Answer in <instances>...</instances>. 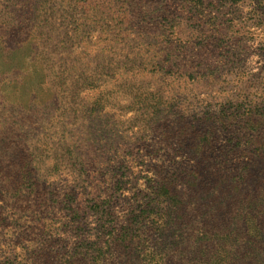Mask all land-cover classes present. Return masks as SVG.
<instances>
[{
  "label": "rangeland",
  "instance_id": "1",
  "mask_svg": "<svg viewBox=\"0 0 264 264\" xmlns=\"http://www.w3.org/2000/svg\"><path fill=\"white\" fill-rule=\"evenodd\" d=\"M257 176L264 0H0V264H264Z\"/></svg>",
  "mask_w": 264,
  "mask_h": 264
},
{
  "label": "trees",
  "instance_id": "2",
  "mask_svg": "<svg viewBox=\"0 0 264 264\" xmlns=\"http://www.w3.org/2000/svg\"><path fill=\"white\" fill-rule=\"evenodd\" d=\"M254 109L251 107L250 103L247 107H241V110L236 108L232 113L230 114V116L232 117V115L237 119V124L236 127L233 130V136L235 135L236 140L238 141H244V143L247 146H255L254 144L256 143L257 138H254V136L249 134L248 128H250V131L252 130L250 127V118L252 117V113H253ZM226 116V115H225ZM250 176L246 177V178H250ZM255 177V176H253ZM241 178L245 179L244 177L241 176ZM246 180V179H245ZM244 180V181H245ZM255 181H257L254 185L256 186V195L254 196V199L252 201V203H248L245 204L244 206H238L237 211L240 209V216L244 217L248 216V214L251 213H258V212H262L261 210V206L264 204V196H260L259 193L263 187L264 189V182L260 181L259 177L257 176L256 178H254ZM243 181V180H242ZM246 182H243L242 184H244ZM245 185V184H244ZM246 188V185H245ZM247 189V188H246ZM168 192V191H167ZM264 193V191H262ZM264 195V194H263ZM71 201H67V203L65 204V207L68 208L69 204H71ZM243 208V209H241ZM70 211H73V209H70ZM243 210V211H241ZM246 212V214H244L243 212ZM132 221L134 223H136V219L135 217H132ZM132 225H128V227L124 228L123 230V234H121L119 237H116V239L113 240V242H109V244L107 245V249L110 250H114V249H120L121 251V255H125V254H129L128 252L130 251V246H131V242L135 239V231H132ZM252 231L251 233V237L248 236V239H244L242 236H237V238L235 239V245L240 246L241 243L243 242L246 243L250 248H255L256 250H264V223H261L260 227L256 228ZM115 242H117L115 244ZM97 247H94V249H91V251H86L83 254H79L81 255L80 257H77V259L74 260H68L65 261L63 263L60 264H69L70 262H72V264H82V262L85 261V259L89 256V258L94 259L96 257L101 258L104 257L105 252L101 251V249H96ZM243 249V251H247L248 249L246 248V246L244 247H240V248H234V250H240ZM105 250V251H108ZM44 253V250H43ZM90 254V255H89ZM50 255V251H48L47 253H44L42 256L46 257ZM238 255V254H237ZM236 256V255H235ZM74 258H76V255H74ZM244 256L241 255L240 260L243 259ZM130 262V261H128ZM48 260H46L44 262V264H47ZM224 264V263H222ZM230 264V263H229Z\"/></svg>",
  "mask_w": 264,
  "mask_h": 264
}]
</instances>
